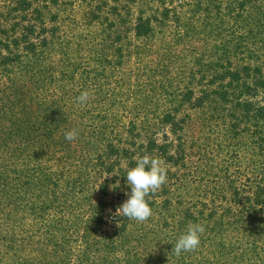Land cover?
Segmentation results:
<instances>
[{
	"label": "rangeland",
	"instance_id": "1",
	"mask_svg": "<svg viewBox=\"0 0 264 264\" xmlns=\"http://www.w3.org/2000/svg\"><path fill=\"white\" fill-rule=\"evenodd\" d=\"M0 52V264H264V0H0ZM32 75L85 87L63 109L36 83L6 97ZM47 108L82 115L43 138ZM143 155L167 180L115 230Z\"/></svg>",
	"mask_w": 264,
	"mask_h": 264
},
{
	"label": "clouds",
	"instance_id": "2",
	"mask_svg": "<svg viewBox=\"0 0 264 264\" xmlns=\"http://www.w3.org/2000/svg\"><path fill=\"white\" fill-rule=\"evenodd\" d=\"M89 93L83 91L76 101L80 104L86 103ZM77 129H71L64 133L65 139L73 141L77 139ZM126 183L130 186V193L125 192L128 197L117 209V215H122L130 220L143 223L152 216V209L146 197L161 189L167 180V169L163 161L158 157L143 155L137 157L134 166L128 167L126 171ZM205 231L203 225L189 223L186 231L182 233L173 245V252L178 257L182 252L195 251L200 245L201 234Z\"/></svg>",
	"mask_w": 264,
	"mask_h": 264
},
{
	"label": "trees",
	"instance_id": "3",
	"mask_svg": "<svg viewBox=\"0 0 264 264\" xmlns=\"http://www.w3.org/2000/svg\"><path fill=\"white\" fill-rule=\"evenodd\" d=\"M31 47H32V44H31ZM30 49L28 51H30ZM15 56H17L19 58L20 55L16 54ZM2 59H11V57L3 55L0 58V62ZM11 60H13V59H11ZM10 80H11V85L9 88L10 92L6 96L7 98H10V100H11V97L13 96L14 93L17 95L18 91L27 89L28 86L32 85L33 83H36L32 86H34V87L37 86L41 89V92L43 93L42 98H41V102L44 101L45 104H52V105L58 106L60 108L62 107V109L64 108L63 105L65 107H68L70 97L76 96L77 92H79L80 89L85 87V85L82 82H77V80L75 82H73V81L65 82V81H60V80L56 79L55 77H51V76H47V75H45L42 79L35 78L34 75H32V81H28V80L23 81L22 79L18 80V78H16V77H13V78L11 77ZM5 88H7V87H5ZM76 89H77V91H75ZM29 92L31 93L32 90H30ZM62 94H63V96H60ZM64 95H66V96H64ZM63 98H65V100ZM67 100H69V101H67ZM19 101H20V97L18 98V100H16V103ZM47 109L48 110H45L46 112L44 114H39L37 116L32 114V115H30V118H29L30 128L31 127L35 128L36 125H39L40 127L51 128L50 130L47 131L46 134H42L43 138L45 137V135H50L51 130L59 128L57 126H60V124L65 123V125H67L66 123L74 122V120H77L78 116L82 115V113H80L79 110L65 111V110H53L50 108H47ZM17 110H20V109H16V110L12 109V113H13V111L16 112ZM57 111H58V113H62L65 116V118H62V116H57L56 115ZM15 112H14V114H15ZM83 117L84 116H82V118ZM13 118H14V120L19 119V117L17 115L14 116ZM15 124L17 125L18 122H16ZM52 127H56V128H52ZM21 131H23L22 126H19L18 132H21ZM18 132H16V135ZM37 132H38L37 130H33L32 134L35 135ZM53 136H55V135H52V137ZM103 192H105V190H103ZM113 203L115 204L116 202H113L112 200H110V203L105 204V208L108 207V205H111V204L114 205ZM102 206H103V208L101 210L97 211V216L99 217L100 220H102V218H104V211H105L104 210V203L102 204ZM118 207H119V205L116 203L114 206L113 214H110L111 221L114 224L113 227L115 228V230H120V228H125L126 224L131 221L127 217L115 214L116 209ZM132 221L134 222L135 220H132Z\"/></svg>",
	"mask_w": 264,
	"mask_h": 264
}]
</instances>
